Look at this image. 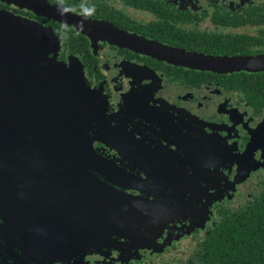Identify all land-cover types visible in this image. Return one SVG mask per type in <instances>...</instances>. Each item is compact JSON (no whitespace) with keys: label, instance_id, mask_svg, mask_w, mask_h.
I'll return each mask as SVG.
<instances>
[{"label":"flooded vegetation","instance_id":"af4514ba","mask_svg":"<svg viewBox=\"0 0 264 264\" xmlns=\"http://www.w3.org/2000/svg\"><path fill=\"white\" fill-rule=\"evenodd\" d=\"M44 1L84 24L14 2L0 0V10L59 36L57 61L82 69L98 96L102 140L90 134L105 159V183L149 201L152 213L141 241L108 239L43 262L9 251L0 238V264H202L223 221L264 189V72L193 68L148 53L144 44L175 53L264 55V0Z\"/></svg>","mask_w":264,"mask_h":264},{"label":"water","instance_id":"95a60500","mask_svg":"<svg viewBox=\"0 0 264 264\" xmlns=\"http://www.w3.org/2000/svg\"><path fill=\"white\" fill-rule=\"evenodd\" d=\"M2 1L84 24L44 0ZM144 45L153 51L148 53L193 68L264 72V55L175 53ZM59 47L53 29L0 10V238L9 251L16 247L37 262L92 251L108 239L141 241L152 213L149 201L105 183V159L90 134L102 140L98 96L82 69L57 61Z\"/></svg>","mask_w":264,"mask_h":264},{"label":"trees","instance_id":"16d2710c","mask_svg":"<svg viewBox=\"0 0 264 264\" xmlns=\"http://www.w3.org/2000/svg\"><path fill=\"white\" fill-rule=\"evenodd\" d=\"M205 245L202 264H264V189L252 205L224 220Z\"/></svg>","mask_w":264,"mask_h":264}]
</instances>
